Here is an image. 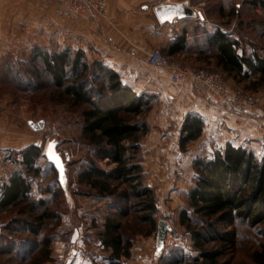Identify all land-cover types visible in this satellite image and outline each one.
Here are the masks:
<instances>
[{
	"label": "rangeland",
	"instance_id": "rangeland-1",
	"mask_svg": "<svg viewBox=\"0 0 264 264\" xmlns=\"http://www.w3.org/2000/svg\"><path fill=\"white\" fill-rule=\"evenodd\" d=\"M193 1L198 6V11L202 10L209 20L206 25L222 28L234 36L239 33L237 26L242 19L263 23L262 27L258 25L256 33L249 32L252 39L264 27L262 10L254 9L248 4L255 0ZM145 2L146 0H107L106 12L94 14L102 21L113 15L114 25H110L113 34L119 39L120 34H128L126 40L137 42V49L134 51L136 56L144 54L147 59L152 50L161 48H152L144 53V46L148 41L146 37L149 34L138 33L135 28L137 21L144 17L140 5ZM233 8L239 10V19L229 22L220 17V9L227 14ZM60 9L69 11L59 1L50 3L45 0H0V198L5 181H9L11 175L19 173L27 175L33 185V201L45 199L50 203V209L57 217L47 223L43 232V235L47 233L52 236L53 260L49 264H110V253L104 250L96 236L109 217L120 223L125 239H129L132 244L131 257L123 258L122 264H192L199 253L193 247L190 230L181 224L180 215L186 212L192 218L191 225H197L206 235L205 224L193 216L188 195L197 179L193 168L194 160H210L218 149L209 142L202 144L195 141L189 145L186 152L180 150L181 128L186 119L187 108L183 102L172 101L168 95L176 97L187 91L201 102L224 107L239 117L252 119L262 137L259 128L264 122V117L254 111L257 105L256 94L248 92L244 84L236 83L227 75L210 69L175 66L170 59V68L153 72L162 76L163 71H170L162 82L161 92L146 94L145 101L149 104L145 105L144 109L149 107L150 110L138 117L131 116L132 123L146 125V133L138 143L135 163L141 166L143 186L154 192L157 212L149 216L151 214L141 208L138 200L97 198L94 196L95 191L78 185L79 172L89 161L108 172L113 171L115 166L110 164L109 159L97 158L96 148L88 145L85 140L82 132L84 108L74 106L70 97L61 96L62 91L53 86L51 76L45 71L40 59L33 60L36 49L49 53L71 49L74 53L83 51L89 63L104 64L102 55H98L94 46L85 43L81 48L78 43L80 39L74 38L72 42L67 36L59 37L60 26L71 18L73 12L70 11V17L64 18L58 14ZM128 9H133L134 13H126ZM127 24L129 30L126 32ZM206 30L200 28L198 34L204 35ZM149 37L151 38L150 35ZM75 42L76 46H68V43ZM177 68L197 69L218 75L233 93L239 92L254 100L251 107L252 116L239 115L226 105L207 101L194 92L191 82L174 84L171 76ZM101 82L102 80L94 81L93 88L100 91ZM104 93L106 94L105 91ZM30 119H41L49 125L34 134L29 126ZM48 139H57L60 142L59 151L64 158L68 157V177L69 182H72L70 191L76 193L70 201L67 200L68 203L63 198L59 199V205L53 202V193L59 191L58 176L46 159L37 160L36 167L40 173L36 176L27 173L26 166L22 164L21 153L27 148L4 150L32 142L39 145L37 147L42 150L43 155ZM48 191L52 194H48ZM17 217L16 213L0 210V264H20L23 254L30 249L22 246L28 242L39 241L38 238L23 232L11 233L10 230H5ZM160 220L167 221L172 229L166 237L164 253L158 257L156 236ZM217 228L224 232L223 225L218 224ZM231 229L236 233L235 245L224 252L220 264H257L253 256L264 245V225L254 227L246 221L237 220ZM206 247L209 250L222 249L216 242H211Z\"/></svg>",
	"mask_w": 264,
	"mask_h": 264
},
{
	"label": "trees",
	"instance_id": "trees-1",
	"mask_svg": "<svg viewBox=\"0 0 264 264\" xmlns=\"http://www.w3.org/2000/svg\"><path fill=\"white\" fill-rule=\"evenodd\" d=\"M248 4L254 9H261L264 16L263 0ZM220 12V17L229 22L240 18L239 10L234 8L227 14L223 9ZM258 25L262 27L263 23L242 19L238 22L237 36L217 29L207 40L209 47L216 52L221 72L238 84L248 82L246 89L251 91L264 85V27L253 39L249 34L256 33ZM183 42L184 39H180L179 43ZM180 50L181 45L173 46L166 55H174ZM33 58L34 61L40 59L51 76L53 86L62 91L61 96L70 97L74 106L84 108L82 132L85 140L96 148L97 158L109 159L110 164L115 166L113 171L108 172L93 161L85 163L77 176L78 185L95 191L97 198L138 200L141 208L151 214L149 216L154 215L157 212L154 192L143 186L141 166L135 163L138 143L147 129L146 125L131 122V116L138 117L150 110L149 107L144 109L149 104L145 101L147 95L138 96L124 84L119 73L105 64L89 63L83 51L74 53L66 49L49 53L36 49ZM99 80H102L100 91L93 88V82ZM203 129L204 122L200 116H187L181 128L180 150L186 152L189 145L201 137ZM21 156L27 173L37 176L40 170L36 162L45 159L42 150L30 146L22 151ZM193 168L197 179L188 195L189 207L193 216L205 224L207 233L204 235L197 225L193 227L192 218L186 212L180 215L181 224L190 230L193 247L199 253L192 264H220L224 252L235 245L236 233L231 228L237 220L246 221L254 227L264 225V157H257L249 149L227 145L215 151L210 160L195 159ZM71 186L72 182H69L70 189ZM31 192L32 184L27 175H11L2 189L0 210L18 215L5 230L23 232L39 239L37 243L28 242L22 246L30 249L23 254L20 264H49L53 260L52 236L43 235V232L47 223L57 216L47 200L33 201ZM71 194L73 197L76 195L72 191ZM53 198L56 203L60 198L67 202L60 185ZM152 223L155 225L154 221ZM218 224L223 225L224 232L217 228ZM96 236L104 250L110 253V264H122L123 258L131 257L132 244L125 239L120 223L113 218L105 220ZM211 242L219 243L222 249L209 250L206 246ZM253 258L257 264H264V245Z\"/></svg>",
	"mask_w": 264,
	"mask_h": 264
},
{
	"label": "crops",
	"instance_id": "crops-1",
	"mask_svg": "<svg viewBox=\"0 0 264 264\" xmlns=\"http://www.w3.org/2000/svg\"><path fill=\"white\" fill-rule=\"evenodd\" d=\"M184 1H188L191 7L199 9L193 0H181L180 2ZM160 4H167V1L146 0L145 3L140 5L144 17L137 21L135 28L138 33H147L151 36V38L149 35L146 37L148 41L144 46V53L158 47L167 54L171 47L181 45L182 50L169 56L175 66L210 69L223 74L217 66L216 52L209 47L207 40L208 36L213 34L217 29L224 30L206 25L209 23V20L205 14H203L204 21L185 19L173 24L162 25L153 11L154 7ZM129 10L126 13H134L133 9ZM199 11L202 12V10ZM114 18L112 15L108 20L102 21L92 12H72L71 18L60 26L59 37L62 36L64 38L67 36L71 40L78 38L80 39L78 43H80L81 48L85 43L94 46L98 55H102L104 64L121 74L124 84L138 96L152 92H161L162 82L167 78L170 71H163L162 76L154 74L153 72H157L158 70L148 65L146 56L144 54L136 56V53H134L135 49H137L136 41L133 43L130 40H126L125 37H128L126 33L125 35L124 33L120 34V39L113 34L110 25H114ZM200 28L207 29L204 35L198 34ZM125 30L126 32L129 30V24H127ZM180 39H184L182 44L179 43ZM72 44L76 46L77 43H68V46H72ZM243 84L247 86L249 83L242 82L240 85ZM246 90L256 94L257 105L254 111L264 117V85L255 91ZM168 96L172 101L183 102L186 105V117L198 115L203 119L204 129L201 137L196 142H202V144L209 142L210 145H214L218 150L224 149L227 145H232L236 148L249 149L259 158L264 157V144L261 135L255 128L256 122L254 120L239 117L224 107L201 102L193 98L187 91L176 97L173 95ZM29 121L38 122L41 119H30ZM15 132L17 133V130ZM32 132L34 134L38 133L33 130ZM29 146L39 145L31 142L24 146H12V148L8 147V149L4 150L24 149Z\"/></svg>",
	"mask_w": 264,
	"mask_h": 264
},
{
	"label": "built area",
	"instance_id": "built-area-1",
	"mask_svg": "<svg viewBox=\"0 0 264 264\" xmlns=\"http://www.w3.org/2000/svg\"><path fill=\"white\" fill-rule=\"evenodd\" d=\"M50 3L59 1L67 7L68 10L60 9L58 14L61 17H70V11L77 13L93 12L96 14H103L106 12L107 0H45ZM167 3H177L176 0H167ZM147 63L149 66L156 69H164L171 67L170 57L164 54L160 49L152 50L147 56ZM171 81L174 84L182 82H191L194 87V92L212 103H221L226 105L230 110L239 115H251V107L254 100L241 95L239 92H232V90L223 83L222 79L214 74L197 69L177 68L171 76ZM45 129L49 125L44 121ZM262 134L264 143V122L259 128ZM49 141V139H48ZM44 156V155H43ZM65 157V161L67 162Z\"/></svg>",
	"mask_w": 264,
	"mask_h": 264
},
{
	"label": "water",
	"instance_id": "water-1",
	"mask_svg": "<svg viewBox=\"0 0 264 264\" xmlns=\"http://www.w3.org/2000/svg\"><path fill=\"white\" fill-rule=\"evenodd\" d=\"M160 24H173L177 21L185 19H199L204 21V15L202 12L191 7L189 2H177L160 4L153 9ZM171 17V20L164 19L162 17ZM29 126L34 131H43L45 129V123L43 120L38 122L29 121ZM60 142L57 139H52L46 143L43 155L47 162L53 166L57 172L58 182L68 201L71 200L72 194L69 188V177H68V164L65 161L62 153L59 151ZM58 161V163H57ZM171 225L165 221L160 220L157 227L156 236V255L160 257L164 253L165 241L168 233L171 231Z\"/></svg>",
	"mask_w": 264,
	"mask_h": 264
},
{
	"label": "snow or ice",
	"instance_id": "snow-or-ice-1",
	"mask_svg": "<svg viewBox=\"0 0 264 264\" xmlns=\"http://www.w3.org/2000/svg\"><path fill=\"white\" fill-rule=\"evenodd\" d=\"M161 19H162V22H163L164 19H168L170 21L171 17L170 16L169 17H162ZM57 163H58V161H57Z\"/></svg>",
	"mask_w": 264,
	"mask_h": 264
}]
</instances>
